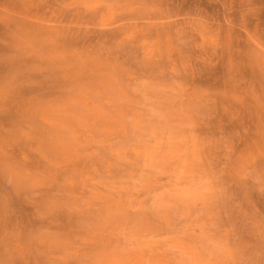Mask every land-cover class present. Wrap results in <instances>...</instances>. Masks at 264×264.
<instances>
[{"label":"rangeland","instance_id":"1","mask_svg":"<svg viewBox=\"0 0 264 264\" xmlns=\"http://www.w3.org/2000/svg\"><path fill=\"white\" fill-rule=\"evenodd\" d=\"M0 264H264V0H0Z\"/></svg>","mask_w":264,"mask_h":264}]
</instances>
